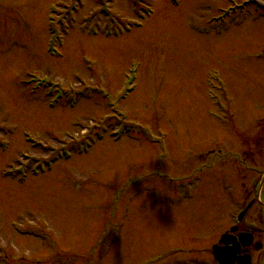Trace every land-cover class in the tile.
Instances as JSON below:
<instances>
[{"label":"rangeland","instance_id":"obj_1","mask_svg":"<svg viewBox=\"0 0 264 264\" xmlns=\"http://www.w3.org/2000/svg\"><path fill=\"white\" fill-rule=\"evenodd\" d=\"M232 7L0 0V264H215L241 202L264 264V13L212 21ZM29 75L64 92L54 108ZM124 121L133 130L116 142ZM55 156L24 182L5 173Z\"/></svg>","mask_w":264,"mask_h":264},{"label":"flooded vegetation","instance_id":"obj_2","mask_svg":"<svg viewBox=\"0 0 264 264\" xmlns=\"http://www.w3.org/2000/svg\"><path fill=\"white\" fill-rule=\"evenodd\" d=\"M260 204H262V202H260ZM244 205L246 206L247 205V203H244ZM251 205V204H250ZM250 205H249V207L248 206H246V209L249 211V209H250ZM248 207V208H247ZM263 208H264V206H263ZM242 223V222H241ZM238 225V224H237ZM234 226H236V224H233V227ZM238 231H237V233L234 235V237H237L240 233H246V234H249V235H251L252 236V243H251V245L249 246V247H247V248H242L241 250H240V254H239V259H245V258H247V257H251V259H252V261H253V257H252V253L253 252H261V250H262V246H260L259 244H257L256 243V238H255V236H254V234L253 233H251V232H249V231H247V230H245L244 228H243V224H239L238 226ZM231 229H232V227H231ZM229 234H230V232H229ZM259 248H261V250H259ZM259 250V251H258ZM211 254V253H210ZM212 257V256H211Z\"/></svg>","mask_w":264,"mask_h":264},{"label":"water","instance_id":"obj_3","mask_svg":"<svg viewBox=\"0 0 264 264\" xmlns=\"http://www.w3.org/2000/svg\"><path fill=\"white\" fill-rule=\"evenodd\" d=\"M254 1L255 3L257 4H260L264 7V0H252ZM229 241V240H228ZM223 243V242H222ZM226 245H228V243H225ZM235 247L238 249V245H235ZM236 250V249H235ZM231 250L228 249V252H230ZM227 251L226 250H222V249H219V248H214V254L216 256V261L219 263V264H233L232 262H234L233 258H230V256L228 257V253H226ZM235 252V251H234ZM250 257H247L246 259L244 260H238V261H235V263H238V264H250Z\"/></svg>","mask_w":264,"mask_h":264},{"label":"bare ground","instance_id":"obj_4","mask_svg":"<svg viewBox=\"0 0 264 264\" xmlns=\"http://www.w3.org/2000/svg\"><path fill=\"white\" fill-rule=\"evenodd\" d=\"M118 5L120 6L121 5V3H119L118 2ZM261 11H259V13H260ZM154 16H156V15H154ZM151 19H153V17L151 18ZM131 35H133V32L131 33ZM73 42L75 43L76 42V39H74L73 40ZM134 93H136V90H135V92ZM134 93H133V95H134ZM130 98L131 97H129L128 99H127V101L126 102H129V100H130ZM169 139V138H168ZM123 140V139H122ZM119 143H121V141L119 142ZM71 159H72V157H71ZM70 159V160H71ZM169 159V154H168V152H167V158H166V160H168ZM54 171V170H53ZM52 171V172H53ZM27 183V182H26ZM194 187V186H193ZM193 198H194V191H193V189H192V191H191V200H193ZM237 209H238V207H237ZM245 216L244 217H246L247 216V214H248V210L245 208ZM240 224H243V221H242V223H240ZM222 235H224V234H221V235H219V240L218 241H220V238H221V236ZM213 247L214 246H212L211 248V250H210V255L212 256V252H213ZM235 250H231L230 252H229V256L231 257V258H233V260H234V262L235 261H238V260H240L238 257H239V254L240 253H235L234 252ZM251 259V258H250ZM234 262H232L233 264H234ZM235 264H238V263H235ZM250 264H252V259H251V261H250Z\"/></svg>","mask_w":264,"mask_h":264}]
</instances>
